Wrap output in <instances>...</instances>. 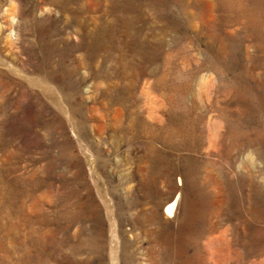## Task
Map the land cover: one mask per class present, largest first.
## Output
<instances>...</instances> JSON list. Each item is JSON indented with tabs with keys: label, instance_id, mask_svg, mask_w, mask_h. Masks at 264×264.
Returning <instances> with one entry per match:
<instances>
[{
	"label": "rangeland",
	"instance_id": "rangeland-1",
	"mask_svg": "<svg viewBox=\"0 0 264 264\" xmlns=\"http://www.w3.org/2000/svg\"><path fill=\"white\" fill-rule=\"evenodd\" d=\"M0 264H264V0H0Z\"/></svg>",
	"mask_w": 264,
	"mask_h": 264
},
{
	"label": "bare ground",
	"instance_id": "bare-ground-1",
	"mask_svg": "<svg viewBox=\"0 0 264 264\" xmlns=\"http://www.w3.org/2000/svg\"><path fill=\"white\" fill-rule=\"evenodd\" d=\"M180 192V191H179ZM180 193L170 199L166 205V213L170 215H177L180 210Z\"/></svg>",
	"mask_w": 264,
	"mask_h": 264
}]
</instances>
